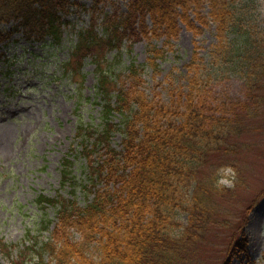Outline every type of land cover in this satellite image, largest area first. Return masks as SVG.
<instances>
[{"label":"rangeland","instance_id":"374dc122","mask_svg":"<svg viewBox=\"0 0 264 264\" xmlns=\"http://www.w3.org/2000/svg\"><path fill=\"white\" fill-rule=\"evenodd\" d=\"M71 1L72 5L58 13L57 40L30 38L15 22L0 25V31L8 35L0 43V241L12 247L10 251L0 249V264L37 263L38 247L50 237L60 209L58 203H39L38 196L72 200L83 207L95 191L113 190L112 184L107 186L91 173L105 154L97 138L105 121L104 101L96 89V64L90 55L74 57L73 53L80 34L102 37L106 18L126 14L129 1L103 0L96 8L93 0ZM230 6L235 21L226 55L212 54L217 43L215 23L199 36L180 23L170 46L164 37L148 41L127 35L117 47L99 53L101 66L113 76L116 87L131 83V64L142 66L146 94L155 102L168 103L170 90L187 89L190 74L186 66L197 50L203 59L199 99L208 114L238 115L245 121L238 107L249 101L248 80L241 73L249 66L246 62L239 66L238 55L251 51L257 41L256 48L264 54V0H236ZM201 11L209 13L207 4ZM194 16L191 13L193 20ZM151 45L164 52L157 61V73L146 65ZM109 118L122 128V116ZM253 123L257 130L243 133L239 140L244 144L217 170L218 183L235 189L232 199L216 200L219 219L227 224L209 227L190 264H222L224 260L226 264H264V105ZM121 137V131L115 130L110 138V146L118 151ZM64 160L68 161L65 168ZM214 163L212 158L209 164ZM178 220L185 223L186 213L180 212ZM242 234L247 239V257L228 256V245ZM72 238L81 239L75 230ZM41 254L43 262L51 260L48 253ZM94 255L90 247L88 256Z\"/></svg>","mask_w":264,"mask_h":264},{"label":"trees","instance_id":"16d2710c","mask_svg":"<svg viewBox=\"0 0 264 264\" xmlns=\"http://www.w3.org/2000/svg\"><path fill=\"white\" fill-rule=\"evenodd\" d=\"M128 1L126 14L106 18L102 37L80 34L73 53L74 57L90 55L96 64V89L104 101L105 121L97 138L105 154L101 164L90 168L92 176L102 178L107 186L112 184L113 190L95 191L83 207L72 200L39 196V203H58L60 209L50 237L38 247L51 260L43 262L39 253L35 264H190L209 227L226 223L219 219L216 200L232 199L235 189L218 183L217 170L244 144L239 140L241 135L257 130L253 120L264 105V54L256 48L259 41L251 51L238 55L239 66L245 62L249 66L247 71L241 69L248 80L249 101L238 107L245 121L238 115L208 114L199 99L203 59L197 50L186 66L190 74L187 89L170 90L168 103L155 102L145 92L142 66L131 64V83L116 87L113 76L101 66L99 53L117 47L127 35L148 41L164 37L170 46L180 32V23L199 36L213 22L217 43L212 54L226 55L233 41L230 26L235 21L230 5L236 0ZM102 2L93 0V8ZM72 4L71 0H0V25L15 22L30 38L57 40L61 26L58 13ZM205 4L207 15L201 11ZM7 38L0 31V43ZM163 55L162 49L151 45L147 67L157 73V61ZM112 114L122 116V128L110 120ZM115 130L122 134L119 151L110 146ZM212 158L216 159L213 165L209 164ZM67 163L63 161L64 168ZM62 175L65 183V169ZM180 212L186 213L185 223L178 220ZM72 230L79 233V241L72 238ZM246 246L242 234L228 245L227 255L247 257ZM90 247L95 257L88 256ZM0 248L7 251L9 246L0 243Z\"/></svg>","mask_w":264,"mask_h":264}]
</instances>
